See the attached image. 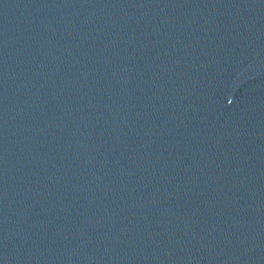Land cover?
Listing matches in <instances>:
<instances>
[{
    "label": "water",
    "instance_id": "95a60500",
    "mask_svg": "<svg viewBox=\"0 0 264 264\" xmlns=\"http://www.w3.org/2000/svg\"><path fill=\"white\" fill-rule=\"evenodd\" d=\"M0 264H264V0H0Z\"/></svg>",
    "mask_w": 264,
    "mask_h": 264
}]
</instances>
